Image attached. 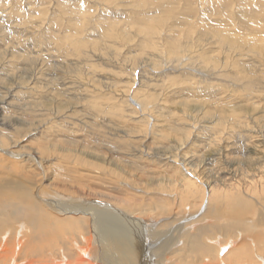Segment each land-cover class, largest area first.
Here are the masks:
<instances>
[{
  "label": "rangeland",
  "instance_id": "obj_1",
  "mask_svg": "<svg viewBox=\"0 0 264 264\" xmlns=\"http://www.w3.org/2000/svg\"><path fill=\"white\" fill-rule=\"evenodd\" d=\"M0 141L4 178L44 201L60 180L111 192L134 249L219 226L220 256L264 231V0H0ZM239 212L257 232L224 230Z\"/></svg>",
  "mask_w": 264,
  "mask_h": 264
},
{
  "label": "bare ground",
  "instance_id": "obj_2",
  "mask_svg": "<svg viewBox=\"0 0 264 264\" xmlns=\"http://www.w3.org/2000/svg\"><path fill=\"white\" fill-rule=\"evenodd\" d=\"M1 144L0 152L3 151V155H7L9 157L11 153L14 154V152H11L9 150L7 151V149L5 151L4 148H1ZM18 155L19 154H17V156ZM31 156L32 158H38L39 155L33 153ZM210 157L212 158L213 156ZM8 167L10 166L8 165ZM3 170L4 169H2L0 172V264H264V231L260 229L258 230L260 232L253 234L250 233L251 235H248L246 231L245 235L242 231L237 232L238 229L236 230L235 226L239 224L244 225L243 223H245L238 217L240 216L241 218V216L243 217L245 215H241L240 212L239 215L233 213V215H236L237 217H233L234 222L231 227H229V229H226L224 227V230L231 231L232 228H234L236 230L235 232L239 233L240 237H238L241 239V241L237 246H231L230 243L232 244L233 241H228L229 239L225 240L227 242H225L226 245H223L224 241H222L223 243L220 242V244H216L215 246L219 250H221V247L223 246L230 245L228 246L229 248L225 247L221 250L220 256L217 253V255H215V252H218V250L214 252L215 248H212V245L208 246L207 243L204 242V238L208 239L205 236L210 235H208L210 231H207V229L210 227L208 226V228H206V225L203 228H198L197 231H194L190 234V230H188V232L186 231V234H181L182 224L179 226L176 225L177 227L174 232H179L182 235L180 237H182L185 242V246L181 248L179 247L180 249H178L177 247L178 244L174 242L175 234L166 230L164 231H166L167 233L162 231L165 233H163L162 235L160 234V232L157 235L153 232L154 234L152 233V236L151 234H148L150 236H147V238L146 236H141L142 240L139 241L137 248L134 249V246L130 243V230L127 228L126 224H124L119 218H117V215L113 213L110 214L111 211H118L112 207V204L117 202V198L112 194L110 195L111 192H109L108 194V192L106 193L105 190L102 191L103 189H96V187L93 188L94 184L93 186L90 185L92 183H71L64 180H58L60 183L56 185L58 190H60L62 194L54 192V196L62 199V203L52 204L50 202L44 201V199L41 198V195L45 194L44 189H41V185L43 183L41 180V182L38 180L36 182L26 184V182L15 180L10 176L4 178L5 174L3 175ZM5 171L8 174L9 171ZM226 175L231 176V174ZM192 176H195L197 181H194L192 177V183L188 182V184H191L190 187L192 185L194 187H197V183H200L201 179L195 174H193ZM188 179L191 181L190 178ZM231 179L232 178H227V180ZM227 180H225L224 182H226ZM51 183L53 184V182ZM44 185L46 184L44 183ZM206 185L210 189V192H212L210 184L206 182ZM192 190L191 192H193ZM187 195L189 194L187 193ZM90 201H100L102 206L106 204L110 205H108L109 207H98L100 205L96 206L89 204ZM216 203L220 204L218 201H216ZM238 205H234L232 209L234 210ZM110 207L113 208V210H110ZM240 210L241 208L239 209V211ZM108 211L110 212L108 213ZM179 214H181L180 210L175 212V216H178ZM122 215L126 216L123 217L124 220L126 219L130 222L143 221L145 226L149 225L148 222L150 220L148 218H138L136 216L134 217V215H130L129 217H127V215L125 214ZM249 223L247 222L248 227L251 224H254L250 223L249 225ZM150 224H152L151 221ZM139 227L143 228V226ZM238 227L241 228L240 226ZM257 227H262L263 229L264 225L260 226V224H258ZM213 228L210 229L214 231ZM217 228L214 232L217 231ZM254 228V230H252L253 228H251V232H257L256 230L258 228ZM220 230L221 229L219 228L218 231ZM184 231L185 230H183V232ZM206 232L207 235H205ZM235 232L232 231L233 234ZM216 233H213L212 235ZM224 235L226 236V234ZM148 237L151 241L150 245L146 243ZM180 237L178 239H180ZM231 237L233 238L234 235H232ZM179 241H181V239L178 240V243ZM159 243L160 245L156 246ZM171 249H174V251L176 252L172 256L169 255L171 253ZM223 251L225 252L223 253Z\"/></svg>",
  "mask_w": 264,
  "mask_h": 264
},
{
  "label": "water",
  "instance_id": "obj_3",
  "mask_svg": "<svg viewBox=\"0 0 264 264\" xmlns=\"http://www.w3.org/2000/svg\"><path fill=\"white\" fill-rule=\"evenodd\" d=\"M225 251H223V253H224Z\"/></svg>",
  "mask_w": 264,
  "mask_h": 264
}]
</instances>
